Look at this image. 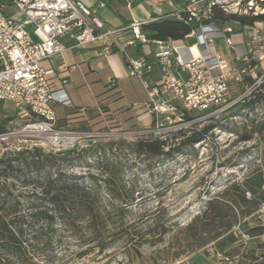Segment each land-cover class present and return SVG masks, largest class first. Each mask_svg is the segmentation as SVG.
<instances>
[{
  "label": "rangeland",
  "instance_id": "1",
  "mask_svg": "<svg viewBox=\"0 0 264 264\" xmlns=\"http://www.w3.org/2000/svg\"><path fill=\"white\" fill-rule=\"evenodd\" d=\"M155 0H139L131 8L138 19H148L153 14ZM115 18L129 17L125 4L115 0L108 3ZM166 9V7L162 8ZM161 9V10H162ZM9 16H15L13 8H6ZM196 39L185 43L187 47ZM126 50L133 58L149 56L155 77L159 78L157 64L151 50L146 46L140 52L133 47ZM101 50L69 51L65 54L67 65H77L67 80L66 94L71 108L83 110V117L90 119V126L84 130L114 133L138 130L136 115L147 101L143 83L131 78L122 54H113L103 59ZM257 65L251 80L260 87L264 96V60L256 59ZM58 88L60 80L55 79ZM147 87L156 83L145 79ZM252 84L248 83V86ZM108 87L110 90H108ZM246 87V86H245ZM244 88L231 84L226 108L218 114L206 117L193 124L181 136L167 134L166 149L181 144L194 132L208 127L206 135L191 147L184 146L179 153L170 156L139 155L134 145L151 136L125 138L111 137L84 142L72 151L68 161L60 162L58 169L67 175L87 182L90 176L100 180L111 176L114 182H121L132 196L128 214L121 230H113L118 239L110 241L101 249L95 244L74 237L72 232L58 225H39L38 235L27 251L30 264H260L258 260L246 259L248 250L255 256L264 253L260 249L264 236L249 237L244 232L254 226H264V207L236 226L234 232L240 239L236 243L238 255L224 257L214 244L194 252H188L184 235L180 229L199 216L206 201L222 194L233 182L244 179L252 170L264 162V101L261 100L250 110L242 109ZM103 111H105L103 113ZM59 117L64 115L62 106L57 107ZM30 120L23 109H16L9 102H0V156L23 148H40L39 142L25 138L19 133L22 124ZM113 172V175L111 173ZM113 188V187H110ZM109 187L102 184L101 195L105 204H111ZM27 191V190H26ZM18 189L17 192H26ZM157 224V225H156ZM161 226L169 228L166 235ZM86 236V234H85ZM154 238V240H151ZM151 240L150 243H144ZM141 246L139 254L127 255L132 245ZM179 254L180 257L174 259ZM10 264H18L11 262Z\"/></svg>",
  "mask_w": 264,
  "mask_h": 264
},
{
  "label": "built area",
  "instance_id": "2",
  "mask_svg": "<svg viewBox=\"0 0 264 264\" xmlns=\"http://www.w3.org/2000/svg\"><path fill=\"white\" fill-rule=\"evenodd\" d=\"M121 1L131 8L136 0ZM180 1L181 9L166 14L161 5L168 1L155 0V16L132 20L120 29L108 28L99 19L98 12L106 7L104 0H91L90 4L83 0L0 1V102H9L29 114L30 120L21 125L19 133L39 142L47 153L66 152L111 134L115 138L148 135L166 143L167 134L184 133L200 120L223 111L231 84L242 83L245 77L251 79L256 59L264 60V22H243L264 16V0ZM7 7L15 10V16L6 13ZM164 19L191 24L193 29L186 41L148 38L143 28ZM238 35L242 37L239 43L234 41ZM66 36L74 41V48L113 39L129 76L140 79L147 94V101L136 115L138 130L105 133L59 126L54 106L71 108L65 92L68 82L63 75L76 66H62L60 87L56 89L47 77L50 72L40 64L68 50L60 41ZM192 39L197 42L187 47L185 42ZM219 40L229 51L228 58L219 52L210 53ZM149 44L161 76L152 87L143 81V76L152 70L150 63L126 52L129 47ZM113 52V46L103 47L104 57ZM252 81L245 87L243 100L257 85Z\"/></svg>",
  "mask_w": 264,
  "mask_h": 264
},
{
  "label": "trees",
  "instance_id": "3",
  "mask_svg": "<svg viewBox=\"0 0 264 264\" xmlns=\"http://www.w3.org/2000/svg\"><path fill=\"white\" fill-rule=\"evenodd\" d=\"M5 1V0H0ZM260 19H243L252 24ZM193 26L172 19L154 22L143 28L148 38L159 41H186ZM188 42V41H187ZM253 82L245 77L239 88ZM260 87L243 100L241 108L250 110L264 96ZM1 133L3 132L0 129ZM208 127L201 132H194L181 138V144L166 149V143L160 140H140L135 143L134 151L139 155L154 157L170 156L172 151L179 153L182 147H191L207 133ZM179 136L182 133L178 134ZM72 151L62 153H45L40 148H23L4 153L0 156V264H30L27 248L38 235L37 227L58 225L72 232L74 237L88 244H95L104 249L110 241L118 239L113 230H121L128 214L132 196L127 193L121 182H114L111 176L100 180L90 176L85 182L80 178L67 175L58 169L60 162L68 161ZM112 175L113 172L111 171ZM102 184L110 188L111 204H105L100 192ZM18 189L27 190L17 192ZM264 207V162L252 170L243 180L233 182L217 197L206 201L202 213L187 226L180 229L189 252H194L214 244L224 257H233L238 249L234 228L245 225L240 223ZM157 225V224H156ZM170 229L161 226V234L166 235ZM247 236H264V226H254L244 232ZM86 234V236H85ZM110 241L108 242V240ZM151 240H154L152 238ZM145 240L144 243H150ZM141 245H132L127 255L139 254ZM142 247V246H141ZM264 249V242L260 246ZM180 257L179 254L174 259ZM246 259L258 260L264 264V253L255 256L248 250ZM32 258V257H31Z\"/></svg>",
  "mask_w": 264,
  "mask_h": 264
},
{
  "label": "crops",
  "instance_id": "4",
  "mask_svg": "<svg viewBox=\"0 0 264 264\" xmlns=\"http://www.w3.org/2000/svg\"><path fill=\"white\" fill-rule=\"evenodd\" d=\"M85 3L90 4L91 0H83ZM106 7L105 9L101 10L98 12V17L99 19L108 27L111 29H120L123 28L125 26H127L132 20H146V19H138L135 17L134 13L132 12L131 8H127V10L129 11V17H124L122 15H119V18H115L112 13L110 12V8L108 7V3L111 0H104ZM121 4H124L121 0H115ZM139 0H136L134 3H136ZM168 2L164 3L161 5V9L166 7V9H162L163 13H172L177 11L178 9L182 8V3L180 0H167ZM156 12L155 9L153 10V14L152 16H155ZM261 33H262V37L264 38V25L261 27ZM61 43L63 46H65L66 48H68V50H66L62 56H55L52 57L48 60H45L43 62H41V68L46 71V72H50L47 74V77L51 80V82H53V86L54 88H58L57 86V82L55 81V79H59V75L62 69V66H66V67H70V66H77V65H67V62L65 60V54L68 53L69 51H75V54L77 55V51H85V50H101L102 54H103V47L105 45H109V46H113V50L114 52L111 54H120L119 52H117V46L114 45V41L112 38H106L105 40L102 41H98L96 43L90 44L88 46L85 47H81V48H74V41L69 38V37H63L61 40ZM234 41L235 42H241L242 41V37L240 35L235 36L234 37ZM186 43V42H185ZM146 46H148V48L150 50H152V45H145V46H139L138 48H134V50H136V52H140L141 50H143ZM214 50H209L211 54H214L216 52L221 53L223 56H225L226 58L229 57V51L225 48L223 41L219 40L215 43L214 45ZM131 48H127V50ZM193 54L197 55L196 51L193 50ZM111 55L104 57L101 56L103 59H108L109 57H111ZM149 56L144 55V59L147 60L149 62ZM124 59V58H123ZM150 63V62H149ZM157 70L159 71V68L157 67ZM71 71V70H70ZM67 72L65 73L63 76L66 77V79L68 80L69 77L71 76V72ZM75 71V70H74ZM160 71H159V78L156 81V77H155V71L152 69L150 73H147L143 76V81L145 79H149L152 82H159L160 80ZM140 80V79H139ZM141 81V80H140ZM66 89V88H65ZM66 92V91H65ZM145 103V102H144ZM143 103V104H144ZM142 104V106H143ZM61 105H55V112L57 110V107H59ZM63 107V106H62ZM64 110V115L62 117H59L57 115V120H58V124L59 126H71L73 128L76 129H80V130H84L87 127L90 126V119L88 120L87 118L83 117L82 115H80L75 109H68L66 107H63ZM105 111H103L104 113ZM105 114V113H104Z\"/></svg>",
  "mask_w": 264,
  "mask_h": 264
},
{
  "label": "bare ground",
  "instance_id": "5",
  "mask_svg": "<svg viewBox=\"0 0 264 264\" xmlns=\"http://www.w3.org/2000/svg\"><path fill=\"white\" fill-rule=\"evenodd\" d=\"M196 51V50H195ZM192 53H193V50H192Z\"/></svg>",
  "mask_w": 264,
  "mask_h": 264
}]
</instances>
